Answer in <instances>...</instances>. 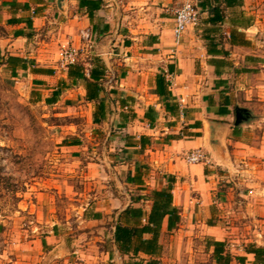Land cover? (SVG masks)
<instances>
[{"label": "crops", "instance_id": "0c3cea01", "mask_svg": "<svg viewBox=\"0 0 264 264\" xmlns=\"http://www.w3.org/2000/svg\"><path fill=\"white\" fill-rule=\"evenodd\" d=\"M222 1L206 0L198 25L175 44L177 0H102L93 18L78 0H0V62H27L16 75L30 78L37 101L66 104L69 113L77 106L84 110L90 132L77 135L68 149L77 153L74 161L86 162L89 177L112 176L116 182L112 195L74 199L65 214L54 197L69 196L70 189L38 191L45 202L31 204L36 231L16 264H130L113 240L118 215L127 207L148 212L149 202L135 204L132 197L139 187L146 189L142 195L166 188L167 177L174 181L180 221L171 231L163 221L153 259L222 264L213 257V243H223L230 264H264V256L258 260L247 252L252 245L264 249V132L257 143L244 137L258 122L246 102L253 90L242 83L256 73L248 65L263 61L250 55L246 34L254 23L243 4L223 9V22H209L211 7L222 8ZM64 48L80 51L86 77L90 60L104 65V93L97 102L86 100L83 81L73 83L66 68L50 66ZM240 96L246 104L236 100ZM100 101L105 119L96 123ZM100 143L104 151L93 162V147ZM197 149L212 166L184 161ZM142 167L147 172L139 186L131 181ZM150 258L140 254L134 261Z\"/></svg>", "mask_w": 264, "mask_h": 264}, {"label": "rangeland", "instance_id": "374dc122", "mask_svg": "<svg viewBox=\"0 0 264 264\" xmlns=\"http://www.w3.org/2000/svg\"><path fill=\"white\" fill-rule=\"evenodd\" d=\"M243 1L244 12L254 23L246 34L252 44L249 52L260 57L263 63L248 65L256 73L242 83L253 90L252 94L247 101L244 96L236 100L250 104L258 123L244 137L257 143L264 132V0ZM61 65L58 61L50 66ZM33 89L36 88L27 75L12 77L8 67L0 62V264H16L26 253V245L37 226L34 218L37 212L31 204L45 202L38 191L51 195L59 186L70 189L69 196L64 192L61 197H54L60 212L65 214L74 199L85 197L93 201L95 194L112 195L116 183L112 176L89 177L86 162L74 161L72 157L77 153L68 149L77 135L90 132L84 110L77 106L69 113L66 104L48 106L42 100L37 101V92ZM40 93L48 95L46 91ZM93 148L95 157L91 158L97 162L96 158L104 150L101 143ZM87 153H92L90 147ZM205 165L212 166L209 158Z\"/></svg>", "mask_w": 264, "mask_h": 264}, {"label": "trees", "instance_id": "16d2710c", "mask_svg": "<svg viewBox=\"0 0 264 264\" xmlns=\"http://www.w3.org/2000/svg\"><path fill=\"white\" fill-rule=\"evenodd\" d=\"M79 7L85 9L88 17L93 18L96 11L100 10L103 5L102 0H78ZM206 0H196L197 8L201 13ZM209 1V0H207ZM243 0H223L222 8L219 5L211 7L212 16L210 17L211 24H218L223 22L224 15L223 9L232 8L235 6H242ZM248 21L242 20L239 23L244 25ZM246 25V24H245ZM231 43H234L235 33L231 34ZM8 69L11 72L12 77H16L17 68L26 70L27 62L19 58H9L7 61ZM91 69L89 71V77L85 75V67L82 63H75L67 66L68 79L73 83L77 81H83L86 89V100L89 102H97L100 95L104 93L102 83L104 81L106 69L99 59L90 60ZM51 71H49L50 73ZM106 107L103 101H100L97 105L96 112L94 113V122H100L105 119ZM145 171H142V170ZM147 168H136V173L131 182L142 186V177L146 174ZM168 185L161 190H153L148 194L142 195L146 192L145 187H139V192L136 196L132 197V202L135 204L150 203V209L146 212L142 207H127L118 215L117 223L115 225V231L113 240L121 255L130 256L133 260L130 264H160L158 260L153 259L157 257L160 251L158 245V238L160 235V229L163 221L167 220L168 231L177 227L180 217L179 211L173 205L172 196V184L174 183L171 177H167ZM149 235V239H145L144 236ZM214 259L216 262L222 260V264H230L231 257L225 253L223 243H213ZM248 253L255 255L256 259H261L264 256V249L256 248L254 245L247 249ZM144 254L151 257L149 260L138 261V256Z\"/></svg>", "mask_w": 264, "mask_h": 264}, {"label": "built area", "instance_id": "2783aa9c", "mask_svg": "<svg viewBox=\"0 0 264 264\" xmlns=\"http://www.w3.org/2000/svg\"><path fill=\"white\" fill-rule=\"evenodd\" d=\"M178 6L174 15L173 37L175 44H179L184 33L189 27H195L199 23L200 12L196 0H177ZM80 51L72 48L64 49L61 53V66H69L78 62ZM184 161L189 165L207 164L208 158L201 150H193L184 155Z\"/></svg>", "mask_w": 264, "mask_h": 264}, {"label": "water", "instance_id": "95a60500", "mask_svg": "<svg viewBox=\"0 0 264 264\" xmlns=\"http://www.w3.org/2000/svg\"><path fill=\"white\" fill-rule=\"evenodd\" d=\"M62 1V0H59V2Z\"/></svg>", "mask_w": 264, "mask_h": 264}]
</instances>
